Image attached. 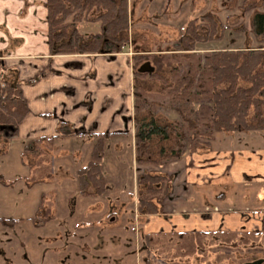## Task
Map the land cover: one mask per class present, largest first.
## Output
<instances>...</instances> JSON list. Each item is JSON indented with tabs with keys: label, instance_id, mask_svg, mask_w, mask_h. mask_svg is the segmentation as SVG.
Segmentation results:
<instances>
[{
	"label": "crops",
	"instance_id": "obj_1",
	"mask_svg": "<svg viewBox=\"0 0 264 264\" xmlns=\"http://www.w3.org/2000/svg\"><path fill=\"white\" fill-rule=\"evenodd\" d=\"M44 2L0 0L1 73L9 83L20 85L28 106L13 138L29 145L44 143L57 145L56 148L60 142L80 138L90 141V157L96 141L103 138L101 160L108 140L127 141L136 164V52L124 48L113 53H54L48 41ZM62 122L76 134L60 136ZM237 134L235 139L214 135L209 148L185 150L168 163L158 164L152 172L166 173L170 181L168 195L156 213L137 212L138 173L134 174L131 196L135 214L141 218L143 264L147 257L143 246L147 234H155L154 243L166 237L171 243L175 234L201 233L202 243L215 246L226 240L238 243L239 248L245 240L256 249L264 244V140L252 139L244 132ZM61 153L68 150L61 149ZM88 192L96 195L92 187ZM102 193L96 196L104 200ZM93 205L103 208L101 201ZM118 219V215L112 217V221ZM211 233L218 235L208 236ZM60 235H56L57 240ZM154 250L150 254L152 259H156ZM222 251L214 248L211 257ZM156 252L161 255L159 250ZM4 254L12 257L10 252ZM158 261L161 262L159 258ZM170 261L173 264L177 259Z\"/></svg>",
	"mask_w": 264,
	"mask_h": 264
},
{
	"label": "trees",
	"instance_id": "obj_2",
	"mask_svg": "<svg viewBox=\"0 0 264 264\" xmlns=\"http://www.w3.org/2000/svg\"><path fill=\"white\" fill-rule=\"evenodd\" d=\"M44 5L48 41L54 53H113L129 43L128 0H45ZM258 6L255 0H244L241 6L242 11L255 10L251 31L257 40L256 47L195 53L198 43L218 39L226 29V25L207 14L186 22L184 31L168 51L170 53L134 56L136 161L144 165L136 178L137 212L140 215L158 211V205L168 195L170 181L168 174L154 173L145 165L166 164L185 150L196 152L209 148L218 132L231 135L264 130V10H258ZM88 22L99 23L101 30L83 33L81 25ZM143 58L152 60V73L137 71ZM179 61L184 62L185 69ZM2 67L0 61V136L10 139L16 136L28 106L20 85L9 83L1 73ZM156 80L158 85L153 84ZM156 92L169 99V109L178 113L179 121L170 122L154 115L155 110L148 105L147 98ZM58 132L63 137L76 134L64 122ZM103 148V138L98 139L90 161L78 170L79 188L83 194H88L90 187L96 195L104 191ZM200 235L179 234L177 242L181 249L176 256L170 253L167 262L172 258L177 259L173 264L238 263L232 252H224L225 249L232 250L238 243L226 240L215 246L211 242L202 243ZM217 235L211 233L208 236ZM154 238L155 234L145 235V264H155L150 258L151 251L155 249L153 254H159ZM248 243V240L243 241V245ZM214 248L223 253L212 258Z\"/></svg>",
	"mask_w": 264,
	"mask_h": 264
},
{
	"label": "rangeland",
	"instance_id": "obj_3",
	"mask_svg": "<svg viewBox=\"0 0 264 264\" xmlns=\"http://www.w3.org/2000/svg\"><path fill=\"white\" fill-rule=\"evenodd\" d=\"M255 2L258 10H264L262 0ZM243 3L244 0H128L129 43L124 48L136 52L134 56L143 57L170 53L186 22L207 14L226 25V29L220 38L198 43L195 53L256 47L257 40L251 31L255 10L242 11ZM81 27L83 33L101 30L96 22L82 23ZM145 61L152 65L150 58H143L140 64ZM182 63L179 61V65ZM148 96V105L153 107L156 117L179 121L178 113L169 109L165 95L156 92ZM218 135L225 139L239 137L237 133L215 134ZM246 135L264 140V131ZM89 142L69 139L58 143L56 148L57 145H29L0 136V218L3 219L0 220V264H143L141 218L135 214L131 195L134 174L144 168L137 161L134 163L132 147L127 141L110 139L102 160L107 181V190L101 196L104 200L83 194L78 170L91 159ZM61 149L68 153L62 154ZM79 150L81 154L76 153ZM145 167L154 171L158 166ZM98 201L103 203L102 209L93 205ZM114 215L119 216L117 221H112ZM171 238V243L167 239L156 241L161 255L155 254L158 256L153 259L155 264H169L167 256L180 251L179 235ZM6 252L12 253V257H4ZM224 252H232L237 264H243L264 259V244L257 249L251 244L240 248L236 245Z\"/></svg>",
	"mask_w": 264,
	"mask_h": 264
},
{
	"label": "water",
	"instance_id": "obj_4",
	"mask_svg": "<svg viewBox=\"0 0 264 264\" xmlns=\"http://www.w3.org/2000/svg\"><path fill=\"white\" fill-rule=\"evenodd\" d=\"M137 71L139 73H152L154 71V67L151 65L150 61H145L138 66ZM243 264H264V259H255L253 261H247Z\"/></svg>",
	"mask_w": 264,
	"mask_h": 264
}]
</instances>
